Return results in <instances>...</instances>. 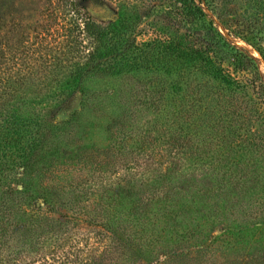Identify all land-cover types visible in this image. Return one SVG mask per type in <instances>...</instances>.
Here are the masks:
<instances>
[{
	"label": "trees",
	"instance_id": "1",
	"mask_svg": "<svg viewBox=\"0 0 264 264\" xmlns=\"http://www.w3.org/2000/svg\"><path fill=\"white\" fill-rule=\"evenodd\" d=\"M61 1L77 14L74 33L68 35L70 60L56 59L53 67H46L49 74L27 66L31 69L27 74L21 68L13 72L11 54L19 56L24 66L23 56L42 33L24 25L26 17L21 11L16 18L12 16L11 0H0V264L48 261L49 255L42 250L26 246L40 242L44 248L45 240L33 241L45 226L55 235L54 227L59 232L71 224L74 232L87 238L85 247L90 249L86 259L85 249L75 255L76 264H159L160 256H174L175 245H168L170 252L164 251L172 238L179 248L186 235L196 236V241L203 217L212 219L216 201L234 197L216 187L220 163L216 129L222 118L230 117L228 109L245 87L224 69L223 62L247 72L252 58L230 55L214 31L220 41L203 39L196 50L162 41L136 48L127 44L124 24L106 28L87 18L82 26L79 0ZM198 1L179 0L190 27L201 26L198 20L203 10ZM32 2L18 0V5ZM83 33L93 44L81 62L76 47ZM151 75H175L158 94L151 87L145 90L158 95L156 99L152 96L158 105L154 109L155 142L146 137L111 140L112 123L125 118L123 114L132 120L125 112L134 97L132 89L146 87ZM75 95H80L78 109L58 121V114ZM99 127L107 136L105 146L102 154L91 157L92 147L87 146L91 129ZM68 161L74 168L83 167L80 171L84 173L97 175L88 188L83 186L87 184L84 177L59 188L45 183L49 174L60 171ZM230 161L227 156L221 159L227 180ZM223 186L228 187V182ZM90 203L91 208L86 206ZM169 235L177 237L166 240ZM68 236L53 237L65 242ZM159 249H163L160 254ZM188 250L190 256L179 252L180 264L206 261L203 249ZM28 253L34 257L29 259Z\"/></svg>",
	"mask_w": 264,
	"mask_h": 264
},
{
	"label": "rangeland",
	"instance_id": "2",
	"mask_svg": "<svg viewBox=\"0 0 264 264\" xmlns=\"http://www.w3.org/2000/svg\"><path fill=\"white\" fill-rule=\"evenodd\" d=\"M11 1L13 5L9 9L12 16L16 18L21 11L24 18L26 17L24 25L42 33L41 37L33 39L36 43L23 56L24 66L21 65L19 56L11 54L13 72L21 68L22 73L29 74L31 69L27 66H30L34 72L49 74L46 67H53L56 59L69 57L72 43L68 35L70 31L74 33V19L77 14L61 0H33L34 3H25L22 6L18 5V0ZM78 4L82 11L79 16L82 26L87 18L106 28L118 23L124 24L128 28L125 34L127 44H133L136 48L141 49L150 43L162 41L165 44L174 42L186 49L196 50L203 39L212 40L214 43L220 41L218 36L211 33L214 31L220 36L221 47L224 45L225 51L230 55L244 54L252 58L247 64V72L236 69L227 60L223 62L224 69L239 85L245 87L236 96L234 105L228 109L230 117L227 120L222 118L216 129L219 135L216 151L220 161L215 178L216 187L220 193L234 197L216 201L212 219L202 216L201 233L197 235L196 241V236L192 238L191 235H186L187 240L179 248L172 238L164 251H169L168 245H175L171 251L174 256H160L159 264H180V260L176 259L181 255L179 252L189 253L187 256H190L192 252H189V248L194 253L195 249L204 250L206 256L203 255L202 259L206 261L201 264H264V0H199L197 5L203 10V15L198 20L201 26H195L197 29L188 26L179 0H79ZM92 44L85 33L81 34L76 47L81 62L92 49ZM122 45L123 48L127 46L125 43ZM75 51L74 53L77 52ZM173 79L175 75H151V81L147 82L146 87L134 90L131 88L134 97L128 100L125 112L132 120L129 121L123 114L121 117L125 118L112 123L110 139L118 137L121 140H132L146 137L155 142L158 137L154 128V109L157 104L154 105L153 98L156 99L158 95L153 96L152 92L158 94L157 91L162 90L161 86ZM259 85H262L261 91ZM150 87L152 92H145ZM79 100L80 95H75L70 106L58 114V121L66 120L72 111L78 109ZM248 117L251 119L250 123L246 122ZM232 132L235 134L232 135ZM91 133L92 140L87 146L92 147L90 155L95 157L102 154L107 136L101 134L100 127L91 129ZM228 135L230 140L223 141V137ZM241 136L243 137L240 138ZM226 156L231 160L228 174L230 180L223 176L225 169L221 159ZM69 164L70 161L60 171L49 174L45 183L59 188L84 177V184H87L83 186L88 188L93 177L96 179L97 175L91 176L88 172L80 171L83 167L74 168ZM227 182L229 186H223ZM242 194L246 198H242ZM86 206L91 208L93 203ZM42 210L45 214L49 211L45 205ZM63 227L59 232L54 227L53 231L55 235H69L65 242L55 240V235L45 226L47 231L35 235L33 241L43 239L46 241L45 247L41 248L40 242L37 246H26L27 249L36 252L42 250V254L49 255L48 261L41 260L37 264H76L75 255H81L83 249L86 251L83 259H86L87 252H90L85 247L84 240L87 238L74 232L75 226L72 224ZM172 236L177 237L169 235L166 240ZM50 237L54 239L49 240ZM90 241L92 243L93 240ZM10 250L17 251L19 248L11 247ZM10 250L5 251L11 254ZM161 251L163 249H159L158 253ZM32 254L26 255L30 259L34 257ZM190 259L194 261L193 257Z\"/></svg>",
	"mask_w": 264,
	"mask_h": 264
}]
</instances>
